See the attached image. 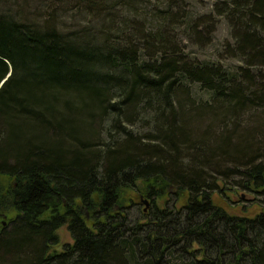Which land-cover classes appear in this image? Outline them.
<instances>
[{"label": "trees", "instance_id": "1", "mask_svg": "<svg viewBox=\"0 0 264 264\" xmlns=\"http://www.w3.org/2000/svg\"><path fill=\"white\" fill-rule=\"evenodd\" d=\"M150 1L139 21L136 0H0V264H264V0ZM221 18L237 65L178 38L209 43ZM228 181L260 210L217 202Z\"/></svg>", "mask_w": 264, "mask_h": 264}, {"label": "rangeland", "instance_id": "2", "mask_svg": "<svg viewBox=\"0 0 264 264\" xmlns=\"http://www.w3.org/2000/svg\"><path fill=\"white\" fill-rule=\"evenodd\" d=\"M212 3H214L213 0H191L189 7L190 9L194 10V11H208L210 10ZM64 4H61L59 6H63ZM136 5H137V9L139 11V17L138 20L139 21H144V19H149L152 9H154L155 7V2L154 1H150V0H136ZM58 6V10L59 12L62 10L60 7ZM39 8H41L40 6H38L36 3L31 4L30 6L27 5V9L31 14L36 12ZM42 9V8H41ZM33 10V11H32ZM72 12V11H71ZM76 12H72L70 14H62V16H59L60 21L64 22V26L66 28H74L76 25H84L86 22H88L89 18L85 17L83 15H79V16H72L73 14H75ZM177 31H178V38L179 40L181 39L183 41V49L186 53H189V55H191L192 57H197L200 60H204V59H221L224 60V63H228V64H232V65H237L239 64V61L235 60V59H229L227 58L222 51L223 47L225 45V43L231 39L230 36V29L229 26L227 24V22L221 18L220 22L218 23V26L216 28V31L214 32L215 34L212 36V40L209 43L203 44V43H198L197 41H192L191 39L185 38L184 34L182 33L184 26L183 25H179L178 27H176ZM193 92L194 95L199 99V101L201 99L205 100L208 97V93L202 91V89L199 87V85L195 84L193 87ZM260 115V111L259 110H250L248 112H246V114H244L242 116L243 120H242V124L240 126L241 130L244 129H250V127L254 126L260 119L258 118V116ZM207 118L203 119L206 120ZM209 119V117H208ZM233 123V122H231ZM230 123V124H231ZM199 124V122L197 120H193L192 121V126H197ZM210 124V121L207 120V123H201V129H205L206 126ZM137 128L140 129V132L144 133L146 132L151 126V125H147L146 123H144L142 120L137 122V124H135ZM239 125V124H238ZM233 125H231L232 128ZM224 127V126H223ZM238 127V126H237ZM215 132L216 131H220L221 128L220 126L216 125L215 127ZM230 128V129H231ZM5 180V178L0 177V183H3L2 181ZM232 181H228L227 184H230L229 187L227 189V196H220L218 194H215V199L217 202H220L221 204H223L226 209L231 212V213H237V214H247V215H252L255 214L257 211L260 210V205L256 202V201H252L250 200V198L252 197L251 194H248L240 189H236L231 183ZM172 193L170 195V199H169V205H173L176 201V188L173 187L171 189ZM142 202L141 204L138 205V207H134L131 209L130 211V219L131 221H135L137 218H140L141 216V211L147 210L149 205H150V201L142 198ZM147 200V201H146ZM182 203V202H180ZM141 209V211H140ZM14 214V213H13ZM3 221L4 223H6L9 219H8V215L7 213H3ZM87 216H89V212L86 213ZM60 238H61V243H63L64 241H72V235L70 233V231L67 229L66 226H63L60 231Z\"/></svg>", "mask_w": 264, "mask_h": 264}, {"label": "water", "instance_id": "3", "mask_svg": "<svg viewBox=\"0 0 264 264\" xmlns=\"http://www.w3.org/2000/svg\"><path fill=\"white\" fill-rule=\"evenodd\" d=\"M147 201V200H146Z\"/></svg>", "mask_w": 264, "mask_h": 264}]
</instances>
